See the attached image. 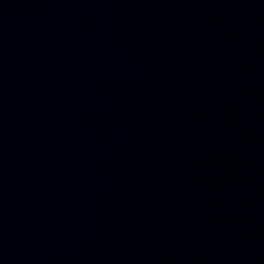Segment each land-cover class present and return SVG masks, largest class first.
<instances>
[{
	"label": "water",
	"instance_id": "water-1",
	"mask_svg": "<svg viewBox=\"0 0 264 264\" xmlns=\"http://www.w3.org/2000/svg\"><path fill=\"white\" fill-rule=\"evenodd\" d=\"M0 264H264V0H0Z\"/></svg>",
	"mask_w": 264,
	"mask_h": 264
}]
</instances>
